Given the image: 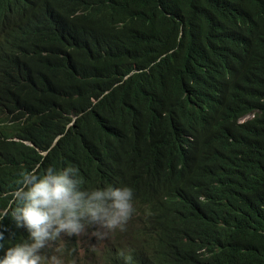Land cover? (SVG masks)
<instances>
[{
  "label": "trees",
  "instance_id": "16d2710c",
  "mask_svg": "<svg viewBox=\"0 0 264 264\" xmlns=\"http://www.w3.org/2000/svg\"><path fill=\"white\" fill-rule=\"evenodd\" d=\"M2 4L27 9L0 46V157L14 137L50 147L72 114L91 151L122 127L131 176L108 184L133 188L139 218L172 219L146 256L189 232L192 264H264V0Z\"/></svg>",
  "mask_w": 264,
  "mask_h": 264
},
{
  "label": "clouds",
  "instance_id": "9594fccd",
  "mask_svg": "<svg viewBox=\"0 0 264 264\" xmlns=\"http://www.w3.org/2000/svg\"><path fill=\"white\" fill-rule=\"evenodd\" d=\"M26 9L22 5L20 15L8 17L0 0V46L14 39L8 30ZM81 115L70 116L50 147L41 139L6 140L14 145L0 157V264H143L140 256L146 264H192L189 232L144 254L142 244L168 235L172 219L167 208L139 218L133 188L108 184L131 176L120 171L116 158L130 153L132 135H123L121 127L91 151L92 139L74 128ZM60 141L62 156L47 161ZM176 167L182 177L178 158ZM205 252L199 253L210 257Z\"/></svg>",
  "mask_w": 264,
  "mask_h": 264
}]
</instances>
